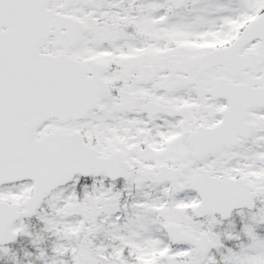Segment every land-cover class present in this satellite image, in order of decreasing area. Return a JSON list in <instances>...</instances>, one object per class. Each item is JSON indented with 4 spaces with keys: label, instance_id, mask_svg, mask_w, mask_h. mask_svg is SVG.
<instances>
[{
    "label": "snow or ice",
    "instance_id": "obj_1",
    "mask_svg": "<svg viewBox=\"0 0 264 264\" xmlns=\"http://www.w3.org/2000/svg\"><path fill=\"white\" fill-rule=\"evenodd\" d=\"M0 264H264V0H0Z\"/></svg>",
    "mask_w": 264,
    "mask_h": 264
},
{
    "label": "rangeland",
    "instance_id": "obj_2",
    "mask_svg": "<svg viewBox=\"0 0 264 264\" xmlns=\"http://www.w3.org/2000/svg\"><path fill=\"white\" fill-rule=\"evenodd\" d=\"M212 40L214 41V45L213 46H223L226 41L225 40H219L216 37H212Z\"/></svg>",
    "mask_w": 264,
    "mask_h": 264
}]
</instances>
